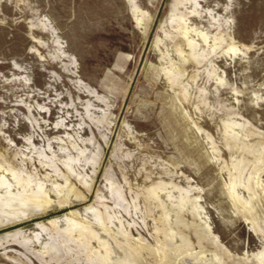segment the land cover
Wrapping results in <instances>:
<instances>
[{
  "label": "rangeland",
  "instance_id": "obj_1",
  "mask_svg": "<svg viewBox=\"0 0 264 264\" xmlns=\"http://www.w3.org/2000/svg\"><path fill=\"white\" fill-rule=\"evenodd\" d=\"M0 264H264V0H0Z\"/></svg>",
  "mask_w": 264,
  "mask_h": 264
}]
</instances>
